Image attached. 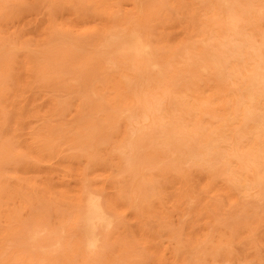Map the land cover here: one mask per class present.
Listing matches in <instances>:
<instances>
[{
    "label": "bare ground",
    "instance_id": "6f19581e",
    "mask_svg": "<svg viewBox=\"0 0 264 264\" xmlns=\"http://www.w3.org/2000/svg\"><path fill=\"white\" fill-rule=\"evenodd\" d=\"M32 1L46 8L49 30L34 44L3 38L0 71L7 73L20 54L24 93L54 82L59 70L69 72L85 91L96 90L97 98L86 95V107L99 113V127L78 126L79 138L70 140L79 153L66 160L83 159L71 191L63 188L69 171L59 186L27 176L61 154L58 130L39 128L43 138L32 130L23 189L0 186V264L10 239L17 249L8 264H135V243L154 257L152 264H161L165 248L169 264H203V253L229 247L233 231L252 234L264 215L241 204L249 197L264 201V0ZM89 8L97 27L77 30L56 18L69 12L77 21ZM30 10L32 2L0 0L7 22ZM76 53L83 74L64 67ZM83 140L91 150L78 146ZM101 153L111 167L89 168ZM167 194L180 221L196 208V217L208 221L203 233L165 224L150 232L151 217L166 218ZM220 194L227 213L220 211ZM40 199L50 215L34 210ZM129 214L134 230L117 224Z\"/></svg>",
    "mask_w": 264,
    "mask_h": 264
},
{
    "label": "rangeland",
    "instance_id": "374dc122",
    "mask_svg": "<svg viewBox=\"0 0 264 264\" xmlns=\"http://www.w3.org/2000/svg\"><path fill=\"white\" fill-rule=\"evenodd\" d=\"M31 2L33 3L34 10L27 11L8 22L0 17V41L3 38L20 37L30 44H34L39 42L45 31L49 30L48 27L51 24V20H49V14L42 5L43 3L23 0L24 4H30ZM127 7V4L123 5V8ZM15 8L16 3L9 1V9ZM56 18L57 20L61 19L65 24H73L77 30L81 29L82 25L90 28L99 26V19L93 16L91 8L88 11L83 10L82 17L77 21H74L69 12H64L61 16H56ZM175 33L178 32L176 31ZM19 55L15 54L14 64L10 66L7 73L0 71V186L9 192H16L18 188L23 189L25 180L22 168H26V166L31 164L30 158L26 157L24 152L27 149V142H31L33 137H35L32 130L34 129L36 134L40 135L38 138H43V132L39 128L49 127L59 132L57 149L61 151V154L53 156V159L43 164L40 167L42 169L38 175L28 174L27 176L35 178L39 183L47 179L53 186H59L63 182L62 176H65L66 172L69 171L67 177H64L67 183L64 184L63 188L71 191V187L76 179L74 170L82 167L83 159L79 162H73L66 160L64 155L71 154L72 152L79 153V151L73 149L75 147L73 144L76 143H70L71 139L75 138L77 140L79 138L77 133L78 126L84 128L90 123L93 132L96 128L98 129L99 113L95 109L86 107V102L88 101L86 95L97 98L98 94L89 85L87 86L88 92L85 91L82 83L65 70H59L58 75L53 73L54 82L43 86H36L30 92L24 93L23 87L28 76L24 62ZM82 63L84 61L76 53L64 61V67L75 69L83 74V69L79 67L80 65H77ZM75 65L77 66L74 67ZM84 96L85 98H83ZM54 106L56 107L55 112L50 116L51 108ZM79 111L80 113L77 114ZM33 114L40 117H31ZM81 115H83V119L78 120ZM90 145L91 142L83 140L78 146L86 149L84 151L86 152L91 150L92 146L89 147ZM76 148L78 150V147ZM98 158L99 160H95L89 164V168L111 167L107 154L101 153ZM98 180L100 181L101 179ZM193 187V190L197 193L199 181H195ZM167 197L165 205L166 218H161L159 215L151 217L148 220L147 226L150 232L165 224L169 228L179 226L186 228L187 226H191L190 231L192 234L203 233V230L208 225V221L203 222L200 218L196 217V208L190 209V215L185 217L183 221H180L177 210L173 208L172 195L167 194ZM219 200L220 211L227 213V199L223 194H220ZM241 205L264 215V201H257L256 198L249 197ZM32 206L37 213L50 215V205L46 200L40 199L32 203ZM13 207L16 209L17 204H13ZM2 211L0 209V212ZM29 211L26 210L25 212L28 213ZM226 216L225 214L224 217ZM30 217L31 215L24 216L20 220V224L23 225L28 222ZM3 223L4 220L0 217V228L3 227ZM118 223L120 227L134 230L130 214L125 220H119ZM160 240L165 243L164 238ZM228 242L230 243L229 247L222 252L217 254L203 253V264H264V221L260 222L255 231L250 235H239V231H233ZM103 247L106 248L104 245ZM2 249V261L8 264L12 251L17 249L15 240L10 239L6 241ZM28 251L31 253L30 249ZM22 255L24 254L22 253ZM93 259L102 260V257L96 255ZM132 261L135 264H152L154 257L144 250L142 244L135 243L132 251ZM170 261L171 249L165 248L161 250V264H169ZM61 263L62 261L56 264ZM40 264L49 263L42 262Z\"/></svg>",
    "mask_w": 264,
    "mask_h": 264
}]
</instances>
